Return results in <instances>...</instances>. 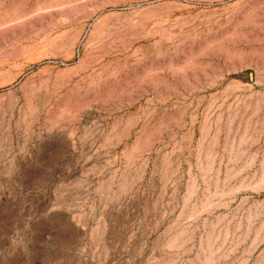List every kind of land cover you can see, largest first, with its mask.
<instances>
[{"label": "rangeland", "instance_id": "rangeland-1", "mask_svg": "<svg viewBox=\"0 0 264 264\" xmlns=\"http://www.w3.org/2000/svg\"><path fill=\"white\" fill-rule=\"evenodd\" d=\"M0 264H264V0H0Z\"/></svg>", "mask_w": 264, "mask_h": 264}, {"label": "bare ground", "instance_id": "bare-ground-1", "mask_svg": "<svg viewBox=\"0 0 264 264\" xmlns=\"http://www.w3.org/2000/svg\"><path fill=\"white\" fill-rule=\"evenodd\" d=\"M262 5V4H261ZM86 7H88V6H86ZM255 9V8H254Z\"/></svg>", "mask_w": 264, "mask_h": 264}]
</instances>
